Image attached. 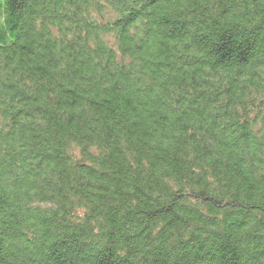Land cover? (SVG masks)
<instances>
[{
    "label": "trees",
    "instance_id": "trees-1",
    "mask_svg": "<svg viewBox=\"0 0 264 264\" xmlns=\"http://www.w3.org/2000/svg\"><path fill=\"white\" fill-rule=\"evenodd\" d=\"M0 264H264V0H0Z\"/></svg>",
    "mask_w": 264,
    "mask_h": 264
},
{
    "label": "rangeland",
    "instance_id": "rangeland-1",
    "mask_svg": "<svg viewBox=\"0 0 264 264\" xmlns=\"http://www.w3.org/2000/svg\"><path fill=\"white\" fill-rule=\"evenodd\" d=\"M108 42L111 44V45H114V40L112 38H108Z\"/></svg>",
    "mask_w": 264,
    "mask_h": 264
}]
</instances>
